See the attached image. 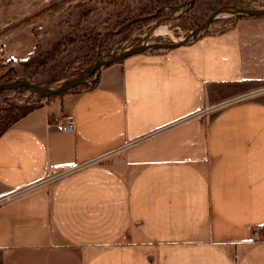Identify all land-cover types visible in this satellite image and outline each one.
Segmentation results:
<instances>
[{"label": "crops", "instance_id": "0c3cea01", "mask_svg": "<svg viewBox=\"0 0 264 264\" xmlns=\"http://www.w3.org/2000/svg\"><path fill=\"white\" fill-rule=\"evenodd\" d=\"M95 78L0 133V264H264V19Z\"/></svg>", "mask_w": 264, "mask_h": 264}, {"label": "rangeland", "instance_id": "374dc122", "mask_svg": "<svg viewBox=\"0 0 264 264\" xmlns=\"http://www.w3.org/2000/svg\"><path fill=\"white\" fill-rule=\"evenodd\" d=\"M256 18L264 0H0V131L94 86L102 62L120 53L167 50ZM60 88L69 89L46 94Z\"/></svg>", "mask_w": 264, "mask_h": 264}, {"label": "water", "instance_id": "95a60500", "mask_svg": "<svg viewBox=\"0 0 264 264\" xmlns=\"http://www.w3.org/2000/svg\"><path fill=\"white\" fill-rule=\"evenodd\" d=\"M181 44H184V43H180V44H173V45H170V47H175L177 45H181ZM169 47V48H170ZM146 49L145 46H141L140 48H137V49H133V50H127L126 52L124 53H120L114 57H112V59L110 60H106V61H103L101 66L104 67L105 65L107 64H112L113 62H116V61H119V60H122V59H125L127 58V56L129 55H132V54H137V53H141L142 51H144ZM75 85V84H73ZM73 85H70V86H73ZM69 88H60V89H55V91L51 90V89H46V94L48 95H55V93H62V92H65L67 91Z\"/></svg>", "mask_w": 264, "mask_h": 264}, {"label": "built area", "instance_id": "2783aa9c", "mask_svg": "<svg viewBox=\"0 0 264 264\" xmlns=\"http://www.w3.org/2000/svg\"><path fill=\"white\" fill-rule=\"evenodd\" d=\"M221 104V103H220ZM219 104V105H220ZM62 127L64 129H71L74 127V122H72V120H67L65 121V123L62 125ZM81 166V165H79ZM56 177V176H55ZM41 183H38V184H33V185H29V187H26V188H22L20 190H16L12 195L10 196H7L8 198H11V197H14L15 195L17 194H20V193H23V192H26V191H29V189H32L34 187H37L39 186ZM254 235L257 239H262L264 240V225L263 227H257L254 229Z\"/></svg>", "mask_w": 264, "mask_h": 264}, {"label": "trees", "instance_id": "16d2710c", "mask_svg": "<svg viewBox=\"0 0 264 264\" xmlns=\"http://www.w3.org/2000/svg\"><path fill=\"white\" fill-rule=\"evenodd\" d=\"M120 61V60H119ZM117 62V61H116ZM109 65H112V64H107V65H105L104 67H106V66H109ZM96 83H97V80H95V82H94V85H96ZM63 93V92H62ZM30 111V110H29ZM29 111H27L26 113H24L23 115H26ZM22 115V116H23ZM8 128V127H7ZM7 128H5V129H7ZM5 129H3L2 131H0V133L1 132H3Z\"/></svg>", "mask_w": 264, "mask_h": 264}, {"label": "bare ground", "instance_id": "6f19581e", "mask_svg": "<svg viewBox=\"0 0 264 264\" xmlns=\"http://www.w3.org/2000/svg\"><path fill=\"white\" fill-rule=\"evenodd\" d=\"M159 32V31H158Z\"/></svg>", "mask_w": 264, "mask_h": 264}]
</instances>
